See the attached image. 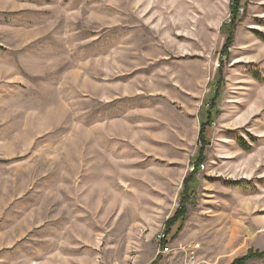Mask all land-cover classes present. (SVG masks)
<instances>
[{
  "label": "rangeland",
  "instance_id": "1",
  "mask_svg": "<svg viewBox=\"0 0 264 264\" xmlns=\"http://www.w3.org/2000/svg\"><path fill=\"white\" fill-rule=\"evenodd\" d=\"M233 2L0 0V264L264 253V0L226 47Z\"/></svg>",
  "mask_w": 264,
  "mask_h": 264
},
{
  "label": "trees",
  "instance_id": "2",
  "mask_svg": "<svg viewBox=\"0 0 264 264\" xmlns=\"http://www.w3.org/2000/svg\"><path fill=\"white\" fill-rule=\"evenodd\" d=\"M239 3H240V0H234V2H233V6H231L232 7V10H231V15H232V20L234 19V22L232 23V28H231V31H230V33H229V36H228V38H227V40H226V47H228V46H230L231 44H232V42H233V33H234V30H235V20H236V17H238V9H239ZM238 20V19H237ZM224 30L227 32V29H225L224 28ZM226 52H227V50H226ZM207 108H209V106H207ZM211 111H212V108H211V110L209 111L210 113H211ZM207 115H208V113H207ZM207 117H209V116H207ZM210 118V117H209ZM201 131H202V133L204 132V130H203V126H201ZM199 157L197 158V160L194 162V167H193V171L194 172H196L197 170H198V168H199V165H200V158H201V152L199 153V155H198ZM184 212L181 210L180 211V213H177L169 222H168V224H167V229H169L170 227H172V226H174L175 225V223L177 224L178 223V221H180V222H182L183 220H184ZM181 230V225H179L178 227H177V229L175 230V234L173 235V237L172 238H175L176 237V234H178L179 233V231ZM169 232H167V233H165L166 235L168 234ZM166 235H164V237H163V239L160 241L161 242V244H160V246H161V248H164L165 246H166V244H167V242H168V239H166ZM256 256H258V257H262V256H264V253H252L251 251L248 253V255L246 256V257H244V258H241V259H236L232 264H244L245 262L244 261H246L247 259H250V258H252V257H256Z\"/></svg>",
  "mask_w": 264,
  "mask_h": 264
},
{
  "label": "built area",
  "instance_id": "3",
  "mask_svg": "<svg viewBox=\"0 0 264 264\" xmlns=\"http://www.w3.org/2000/svg\"><path fill=\"white\" fill-rule=\"evenodd\" d=\"M190 171H193V168H192ZM163 237H164V235L160 236V237H159V241L162 240ZM163 250H164V251H167V250H168V246H165V247L163 248Z\"/></svg>",
  "mask_w": 264,
  "mask_h": 264
}]
</instances>
